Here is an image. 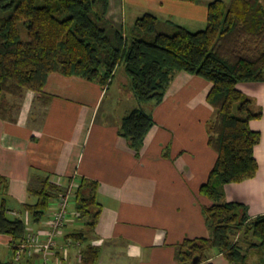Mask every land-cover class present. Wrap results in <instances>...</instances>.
I'll use <instances>...</instances> for the list:
<instances>
[{"label":"crops","instance_id":"1","mask_svg":"<svg viewBox=\"0 0 264 264\" xmlns=\"http://www.w3.org/2000/svg\"><path fill=\"white\" fill-rule=\"evenodd\" d=\"M210 1L110 0L107 17L115 28L126 32L146 12L163 21L162 28L179 24L197 31L207 25ZM119 70L108 86L53 72L46 84L50 97L45 100L40 123L36 111L27 109L17 120L0 117V175L10 180L6 205L12 215L23 218L24 212L28 213L24 204L36 200L28 189L33 173L50 175L68 189L74 183L73 192L82 177L100 185L98 200L103 210L94 231L78 216L77 209H69L58 246L47 259L29 254V264H83L85 243L100 247L96 264H179V243L211 236L203 214V206L211 200L201 194L200 187L218 158L217 150L209 144L208 121L214 112L208 102L212 82L180 71L161 103L143 105L156 123L137 157L119 134L122 118L138 102L126 72L121 87L110 95L111 104L104 105ZM239 88L263 111L260 118L251 121L261 132L255 149L259 170L253 178L228 184L225 200L245 203L250 216L255 217L264 214V81L243 82ZM29 115L31 121H27ZM56 199L40 222H33L30 213L26 214L23 219L29 227L48 228ZM72 202L76 207L75 199ZM74 232H83L87 241L77 242L71 235ZM238 238L247 250L250 239ZM251 252L253 256L260 254L257 247ZM210 255L213 264H231L224 253L212 251ZM9 256L13 258L12 237L0 233V260L11 259Z\"/></svg>","mask_w":264,"mask_h":264},{"label":"trees","instance_id":"2","mask_svg":"<svg viewBox=\"0 0 264 264\" xmlns=\"http://www.w3.org/2000/svg\"><path fill=\"white\" fill-rule=\"evenodd\" d=\"M109 6L110 0H0V91L14 96L28 91L47 101L50 96L45 88L53 72L108 86L124 64L137 101L157 105L180 71L211 81L208 102L214 112L208 121L209 144L217 150L218 158L200 187L201 194L211 200L203 206L211 236L184 239L176 246V259L179 264H213L210 254L217 251L231 264H249V250L264 246V214L251 217L245 203L225 200V188L255 177L259 170L255 149L261 132L251 121L263 111L250 107L252 99L239 84L264 81V0H212L205 28L191 31L174 24L172 33L162 31L158 17L151 12L138 17L128 32L115 28L107 17ZM2 95L0 117L16 120L14 104ZM237 103L246 116L234 112ZM155 123L152 112L143 105L122 118L119 134L137 157ZM9 182L0 175V233L12 237L13 258L0 260V264H14L29 255L25 252L16 258L30 230L21 216L12 215L7 208ZM99 186L97 180L82 177L74 192L77 212L91 231L103 210ZM28 189L36 200L26 202L24 208L37 223L53 199L68 188L50 175L33 173ZM71 235L77 241H87L83 232ZM239 235L250 239L247 250L240 245ZM100 254V247L85 243L83 264H96Z\"/></svg>","mask_w":264,"mask_h":264},{"label":"rangeland","instance_id":"3","mask_svg":"<svg viewBox=\"0 0 264 264\" xmlns=\"http://www.w3.org/2000/svg\"><path fill=\"white\" fill-rule=\"evenodd\" d=\"M133 25H135V23L133 24ZM160 26H165V23H163V21L162 22H160ZM160 29L162 30V31H164V32H168V33H172L174 30H173V27H168L167 29H165V28H162V27H160ZM130 31V30H129ZM24 38L25 39H27L28 38V35H27V33H24ZM120 72H119V74H118V76L115 78V82H114V85L111 87V89H110V94H109V97H108V99L106 100V102H105V107H107V105H110L111 104V96L110 95H113V93L114 92H116L118 89H119V87H121V85L123 84V73H125L126 71H125V66H124V64H122L121 65V67H120V70H119ZM126 74V73H125ZM128 75V74H127ZM124 86V85H123ZM3 94V95H2ZM2 95V97L4 98V99H6L7 101H9L10 103H12V104H14V110L12 111V113L14 114V116H15V118H16V120L18 119V118H20L21 116V114H23V115H25L24 113H26L25 111H26V109L28 110V111H36V113H37V115H38V117H37V122H39L40 123V121H41V119H42V117H43V115H44V112H45V109H46V106H47V104H46V102H45V100H39V99H36L35 97H33L32 95H30L29 94V92L28 91H26V92H24V94L23 95H21V96H14V95H10V94H6V93H3V92H1L0 91V96ZM140 103V102H139ZM139 105H144V104H139ZM138 105V102L136 103V105L135 106H139ZM151 105V104H150ZM239 106H240V103H237V104H235V107H234V112L236 113V114H242V113H240V111H239ZM250 107L253 109V110H255V111H258V110H261L260 109V107L257 105V103H256V101H254L253 99H252V103H251V105H250ZM31 114V113H30ZM247 115V113H243L242 114V116H246ZM20 116V117H19ZM27 121H31V116L29 115L28 116V118H27ZM69 209L70 210H74V209H76V207L73 205V202H71L70 203V207H69ZM26 214H28L27 212H24V215H23V218L24 219H26L27 217H28V215H26ZM26 215V216H25ZM29 232H31V228L29 227ZM32 230L33 231H35V232H37L38 230L37 229H33L32 228ZM61 236V235H60ZM59 236V237H60ZM241 237H243L242 235H241ZM242 240V239H241ZM256 240V239H255ZM245 245H246V243H245ZM258 249H259V255H255V256H253V253L254 252H251V253H248V258H247V262L249 263V264H264V246H258ZM246 252V251H245ZM29 254V253H28ZM34 256H36V255H38V254H33ZM11 256V255H10ZM9 256V257H10ZM41 257H42V255H40ZM11 258V257H10ZM48 258V257H47ZM5 260H7L6 258H4ZM41 261V260H40ZM14 264H29L28 263V261L26 260V256L24 257L23 256V258L19 261V260H17ZM30 264H33V262L32 263H30ZM36 264H40V262L39 263H36ZM235 264H243V263H241V262H239V263H235Z\"/></svg>","mask_w":264,"mask_h":264},{"label":"built area","instance_id":"4","mask_svg":"<svg viewBox=\"0 0 264 264\" xmlns=\"http://www.w3.org/2000/svg\"><path fill=\"white\" fill-rule=\"evenodd\" d=\"M73 183L67 192L57 197L55 202V209L52 214V218L49 221V226L45 231L38 230L37 232L31 229L28 233L27 239L17 249L16 258L19 259L25 252L29 254L42 255L47 259L49 252L58 246L59 236L62 233L63 227L68 221L69 207L72 199H75ZM53 202V201H52ZM78 216L79 213L77 212ZM74 240L69 242H73ZM78 242V241H77ZM57 264H75L72 262H58Z\"/></svg>","mask_w":264,"mask_h":264},{"label":"water","instance_id":"5","mask_svg":"<svg viewBox=\"0 0 264 264\" xmlns=\"http://www.w3.org/2000/svg\"><path fill=\"white\" fill-rule=\"evenodd\" d=\"M194 262L195 263H198L199 262V258L198 257H195Z\"/></svg>","mask_w":264,"mask_h":264}]
</instances>
